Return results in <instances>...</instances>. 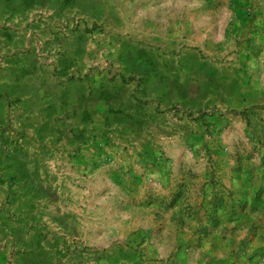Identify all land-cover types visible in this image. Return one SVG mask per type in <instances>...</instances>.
<instances>
[{
    "label": "rangeland",
    "instance_id": "obj_1",
    "mask_svg": "<svg viewBox=\"0 0 264 264\" xmlns=\"http://www.w3.org/2000/svg\"><path fill=\"white\" fill-rule=\"evenodd\" d=\"M41 252L264 264V0H0V264Z\"/></svg>",
    "mask_w": 264,
    "mask_h": 264
},
{
    "label": "trees",
    "instance_id": "obj_2",
    "mask_svg": "<svg viewBox=\"0 0 264 264\" xmlns=\"http://www.w3.org/2000/svg\"><path fill=\"white\" fill-rule=\"evenodd\" d=\"M40 2H43V3H46V2H51V3H59L60 5H63V6H66V5H69V4H73V2L75 3V1L77 0H39ZM106 96V94L104 95ZM83 118L85 119H89L90 117L88 116V113H87V109H85L83 111ZM21 177H23V173L20 174ZM13 178H16V175L13 174L12 175ZM22 178L18 181H21ZM34 257H36L35 259H25L24 260V264H53L52 262L48 261L46 258H45V253L41 252V253H37L36 255H34Z\"/></svg>",
    "mask_w": 264,
    "mask_h": 264
}]
</instances>
